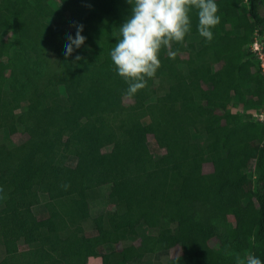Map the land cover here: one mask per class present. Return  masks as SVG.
<instances>
[{
	"label": "trees",
	"instance_id": "16d2710c",
	"mask_svg": "<svg viewBox=\"0 0 264 264\" xmlns=\"http://www.w3.org/2000/svg\"><path fill=\"white\" fill-rule=\"evenodd\" d=\"M216 3L212 41L193 9L174 57L160 51L155 77L129 97L110 57L128 0H0V264H131L174 247L156 264H237L245 253L264 261V122L231 110L264 105V68L251 50L264 36V0ZM80 24L85 43L65 57ZM17 133L20 143L8 137ZM42 194L46 226L33 210ZM97 201L106 208L92 216ZM120 217L127 223L115 230L109 219ZM27 232V248L4 251ZM109 244L121 247L102 251Z\"/></svg>",
	"mask_w": 264,
	"mask_h": 264
},
{
	"label": "clouds",
	"instance_id": "9594fccd",
	"mask_svg": "<svg viewBox=\"0 0 264 264\" xmlns=\"http://www.w3.org/2000/svg\"><path fill=\"white\" fill-rule=\"evenodd\" d=\"M132 4L131 16L120 26V38L110 52L111 61L118 75L128 84L127 94L135 95L146 87L161 66L158 53L165 48L169 56L173 43H184L191 32V12L197 10L198 32L206 41L213 39L212 29L221 20L217 14L216 0H128ZM75 37L69 35L65 45V57L80 48L86 40L81 35L83 25H76ZM78 61L79 55L75 57ZM237 264H264L258 257H237Z\"/></svg>",
	"mask_w": 264,
	"mask_h": 264
},
{
	"label": "rangeland",
	"instance_id": "374dc122",
	"mask_svg": "<svg viewBox=\"0 0 264 264\" xmlns=\"http://www.w3.org/2000/svg\"><path fill=\"white\" fill-rule=\"evenodd\" d=\"M61 25L65 29H69L64 21H61ZM176 44H178V43H174L172 45V51L175 50L174 46ZM251 50L258 57V59L260 61V65H261L262 61H261V58L259 55L263 56V60H264V36L259 35L257 33L255 34L253 43L251 45ZM50 59L52 62L51 64L54 65L55 56L52 52L50 53ZM72 78L74 81H80L82 78L79 63H76V68L72 74ZM171 89H176V86L173 84L171 86ZM129 97H131V96L129 95ZM231 110L233 112H237V113L242 114V116H245L246 119H249L251 121L264 122V105L262 107L256 108V109H244L242 107H232ZM77 125H78L77 123H73L71 125V128L75 129L77 127ZM4 136H7V131H4ZM8 137H10L13 142L20 143L26 136L24 134L17 133L14 135H9ZM148 139H149V145H150L152 152H154L156 155H158L160 153V149L153 143L152 136H149ZM110 141L111 140L102 141L101 145H102L103 149H105V150L109 149ZM209 170H210V166L205 164L204 165V171L208 172ZM249 170L252 173L253 178H256L258 176V174L260 173V170L255 167L254 163L250 164ZM197 182L199 184H204L205 181H204L203 177H199V178H197ZM182 192L189 193V191L186 189L182 190ZM107 194L111 195V193H109V192ZM80 197L85 198L83 193H80ZM45 200H46V196L42 194L41 195V203L33 207L34 213L38 217L39 224L41 226H46V225L50 224L49 217H48L46 210L43 206V202ZM103 200H104V198H103ZM105 208H106V204H104L103 201H102V203L100 201H97V203H95L92 206L91 215L94 216V215L98 214L99 212H101ZM126 223H127V220L125 217L110 218L109 219L110 226L115 230H118V229L124 227L126 225ZM154 232H155L154 229H148V228H143L140 230L141 234L142 233H144V234L154 233ZM34 240H35L34 235L31 232H27V233H25V235L21 241H16V240L5 241L3 243V248H4V251L6 253H15V252H18L22 249L27 248L29 246V244L31 242H33ZM135 242H137V241H135ZM119 247H121V244H109V245H106L105 247H103L102 251L116 249ZM178 252H179V249L177 247L170 248L167 250H161V251L155 252L153 254H147L142 261H140V262L133 261L131 264H156L157 262L163 261L168 257H173V256L177 255ZM1 255H2V253H1V246H0V256ZM248 256L249 255L247 253H245L242 256L243 257L242 259H246ZM88 264H101V259H100V257H90L88 259Z\"/></svg>",
	"mask_w": 264,
	"mask_h": 264
},
{
	"label": "built area",
	"instance_id": "2783aa9c",
	"mask_svg": "<svg viewBox=\"0 0 264 264\" xmlns=\"http://www.w3.org/2000/svg\"><path fill=\"white\" fill-rule=\"evenodd\" d=\"M260 56V58H261V66L264 68V60H263V56H261V55H259Z\"/></svg>",
	"mask_w": 264,
	"mask_h": 264
}]
</instances>
